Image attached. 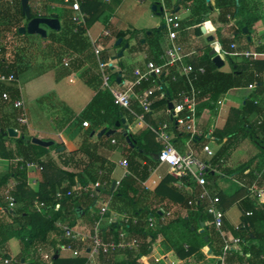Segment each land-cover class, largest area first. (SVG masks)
Here are the masks:
<instances>
[{
  "label": "trees",
  "instance_id": "16d2710c",
  "mask_svg": "<svg viewBox=\"0 0 264 264\" xmlns=\"http://www.w3.org/2000/svg\"><path fill=\"white\" fill-rule=\"evenodd\" d=\"M7 0H0V73L13 72L16 77L23 72L28 65L26 61V42L27 35L19 34L18 30L24 26L25 20L20 0H11V4H5ZM29 0V7L33 18H57L62 26L59 32L50 31L47 39L48 53L55 64H61L63 58H69L68 66L64 67L67 73L77 72L88 66V69L82 73L84 84L95 91L90 103L83 111L85 119L90 121L92 129H100L102 126L107 130L114 129L115 132L110 137L103 139L100 137L95 141L86 138L81 146L67 153L61 152L58 155L60 166L54 160L48 157V151L58 149L61 144H53L50 148L37 146L30 141L32 138L26 133L25 126L19 125L16 121L20 111L12 107V103L20 97L19 88L14 83L0 84V151L1 157L12 162L9 172L0 179V255L6 257V244L16 238L20 245V253L15 257L16 261L23 264L27 257L37 255L41 248L51 247L53 255L52 264H90L82 251L88 248L90 241H75L63 238L64 231L61 226L75 227L79 214L85 215L90 210H100L95 200L102 195L110 201L108 207L116 213L125 214L128 217L126 223H112L103 228L99 237L103 242H120L122 240H138L139 246L133 250H126L122 258L118 259L116 252L104 253L99 251L95 255L96 264H142L139 260L149 254L152 250V244L157 237L173 224L172 221L160 228L152 230L148 227L146 218L153 214L159 218L155 205L167 201L186 209L189 215H193V223L183 219L186 229L190 235L194 236V243L187 245L184 249L179 247L177 255L181 258L190 257L194 254H200V249L209 244L212 254L221 256L223 249V240L214 229L212 217L205 212V204L196 199V187L189 181V177H183L178 180L170 175H165L152 195L151 205H139L145 192L142 183L149 176V168L155 167L157 162L154 157L159 153L162 146L155 141V135L147 128L132 132L130 127L124 128L117 122H121L125 117L128 126L133 124L135 117L127 111L121 110L113 105L112 97L107 91L100 89L101 80L96 72V63L93 54V48L86 36L89 29L104 13L105 3L102 0H80L81 10L86 14L85 27L77 28L71 19V12L63 9L61 13H48L46 4L49 2H62V0H43L44 4L39 9H34ZM194 0H178V3L172 8L171 12L176 13L180 4L186 5ZM190 10L187 19L180 22V30L185 27H195V32L200 34L199 25L203 23V15L208 11V5L203 0ZM215 6L219 9V21L231 27L234 32L231 39L225 38L220 34L219 44L221 51L226 53L231 72L224 73L219 71L213 64V57L209 51L203 55L184 60L185 64H191L195 69L202 67L204 73L197 76L194 85L197 94L198 107L213 110L217 103L224 97L230 89L248 88L255 85L261 89L264 80V58L245 59L242 56H230L234 52L231 45L235 44L238 53L251 50L264 55V43L255 45L251 29L258 22L263 14H258L249 6L247 0H215ZM233 24L230 25V22ZM246 31L244 32V30ZM133 33V32H132ZM139 34V32H135ZM134 34V35H136ZM165 34V28H155L145 31L136 36V44L128 50L132 53L139 51L140 47L148 42L155 48L160 49L157 36L162 37ZM115 39H123L126 34L122 32H113ZM127 43L122 41L118 47ZM103 59L108 62L106 53L102 54ZM158 55L152 60L157 61ZM111 71V68H108ZM171 74H175L171 69ZM112 80L116 81V73L111 74ZM133 79V78H132ZM152 87L150 83H143L139 90ZM186 88L182 79L176 83L170 82V86L161 97L159 91H155V102L153 109L157 114L155 120L149 115L148 119L152 126L169 121L168 103L178 101V93ZM168 92V93H166ZM264 92V90H263ZM3 93L7 94V99H3ZM139 112V110H137ZM229 120L233 125L218 134L221 144L214 156L209 159L212 167H221L230 157L233 151L238 147L239 142L248 139L256 145L264 158V95L259 98L256 92L250 94L245 105L240 110L231 111ZM17 131V136L10 138L7 130ZM175 138L174 144L178 147L182 139L187 138V134L182 129H175L173 125ZM200 136L193 140L192 147L199 150L209 141V134L202 128ZM126 139H129L127 142ZM225 139V140H224ZM114 140L117 144L124 146V157L128 162L130 175L124 177L119 186L112 187L110 175L113 165L99 152L102 145L110 144ZM224 140V141H223ZM205 160V159H204ZM31 163L41 167V181L37 190H32L27 182L26 164ZM94 169L101 170L103 175L100 181L105 185L93 191L73 190L76 183L80 188H84L89 183L97 181V174ZM223 172L234 176L238 181L244 184V187L236 193L237 198L244 199L241 203V225L233 229L223 217V232L231 231L239 240L240 249H232L226 253L225 264H264V233L255 231L254 225L258 219L264 220V205H259L256 200L248 198L249 189L255 185L256 189L264 188V163L258 168V174L249 170L248 164H243L236 169L225 168ZM13 181L12 196L16 202V207L12 211L6 210L4 200V191ZM218 207L222 210L223 197L218 194ZM192 200V206L188 202ZM36 205L41 206V211H37ZM223 212V211H222ZM96 216H92L90 223L95 222ZM190 219V218H189ZM206 238V239H205ZM60 246L70 247L71 250L78 252L74 258L58 257ZM55 256V258H54ZM35 264V263H29ZM215 264H220L217 261Z\"/></svg>",
  "mask_w": 264,
  "mask_h": 264
},
{
  "label": "crops",
  "instance_id": "0c3cea01",
  "mask_svg": "<svg viewBox=\"0 0 264 264\" xmlns=\"http://www.w3.org/2000/svg\"><path fill=\"white\" fill-rule=\"evenodd\" d=\"M102 1L103 3H105V11L99 18V20L96 21L89 29H87L86 36L89 38L90 43L92 41L95 42V45L99 49H101L102 54L106 53V56L108 57L107 63L111 68L110 72L111 74H117V82H119L120 79L122 81H133V73L136 69L143 70L144 65L147 61L152 60L155 55L159 54V56H161L163 54L166 46L168 45L167 32L165 30V34L162 37L157 36L156 40L160 44V49L152 46L153 44H151L150 42H148L145 46L140 47L141 49H139V51L137 52L134 51L131 53L128 49L135 46V39L139 34L155 28L159 29V27L164 29L165 27L163 22V15L162 21L159 16L163 14L164 8L168 11H171L172 8L178 3V0H137V3L141 5H144L146 4V2H148L147 8H144L142 10L141 15L135 16L136 14H133L131 17L132 20L129 21L131 18H128L124 21L125 23H120V20L115 18L116 15L114 13V11L117 12L116 14L122 13L124 8V4H122L123 0ZM203 1L206 6L208 5V11L203 15L202 25H199L201 29L200 34H197L195 32V27H185V29L182 31H179V29L177 32V38H175L176 43L182 48V52L185 55L184 60L196 58L203 55L207 51H209L210 53L211 50H215V55L219 56V58L223 62L222 67L217 69L224 73H230L231 67L226 60L227 55L221 51L218 37L221 34L225 38L231 39L234 32L232 31V29H230L231 27H227L219 21V9L215 6V0ZM247 1L249 2V6H251L256 13L263 14L262 18L258 22H256L251 29V38L254 44H263L264 0ZM200 2V0H194L186 3V5L180 4L176 10V14L181 18V21L187 19L190 15V10ZM5 4H11V0L5 1ZM43 4V0H38L36 3L32 2L31 6L34 9H39L43 6ZM154 6L155 9H153ZM46 9L48 13H56V11L60 9L69 10L68 5L58 1L47 3ZM102 17L104 18V20L100 25L99 21L100 19H102ZM25 23L26 21L23 20V24ZM59 24L61 29V21H59ZM232 24L233 21L230 22V25ZM97 25H99L100 28ZM44 29L46 30L47 34L51 31L45 27ZM91 31H95L94 38H91ZM113 32H115V34L117 32H122L125 33L126 36L123 39L121 38L116 40ZM135 32H139V34H136ZM105 33H108V35H104ZM25 35H27V38L24 39V42H26L27 47L26 61L28 65L18 76V82L20 84L21 77L25 76L28 82L26 83L25 81L24 85H27L26 90H29L30 92H24L22 86L19 84L18 85L20 88L19 93L23 99L27 115L28 124L24 127L26 128V133L31 138H36L45 142L50 141L53 142V144H61V147L64 149L62 152L65 153L79 148L87 137L90 138L91 141H95L98 138L96 134L106 127L102 126L100 129L94 130L90 126H88L87 128L81 127L82 121H87L90 123V121L88 119H85V117L83 116V111L95 95L94 89L84 84L82 80V73L88 69V66H85L80 71L67 73L64 70V67L61 66V64H55L51 59L47 48L50 41H48L49 39H47V36L45 38H42L39 35ZM124 40H127V43L123 46L118 47L119 44ZM114 51L117 53L116 57L114 55H111V53ZM249 51H252V49ZM258 58L262 59L264 58V55H260L258 56ZM65 59H67L69 62V58H63L62 64ZM227 63L229 68L227 67V69H225ZM96 72L98 73L97 63ZM63 76H66L67 83L68 85H71L72 88L62 86ZM45 81H49V83H47L48 86L42 85L43 83H45ZM262 81L263 84L261 86V89H258L254 85L253 88L248 87L240 89H230L217 103L216 107L213 110L200 108V110L197 111L198 114L196 125L198 131L201 135L203 132L202 128L204 127V130H206V132L209 134V141L206 143V145H208L212 151L216 153V151L221 146V144L216 142V140H219L218 134L220 133V131L233 125V122L229 120L231 111L240 110L242 106L245 105L250 94H252L253 92H256L259 98L262 99L264 95V80ZM30 83H32L33 88H31V86L28 87ZM77 83H80L83 86H79ZM84 87H88L91 89L89 99H86L84 97L83 92H85L87 89ZM142 90L144 89L139 90L137 88L136 92H140ZM80 100H83L84 105L81 108L78 107L80 108L78 110V108H76L75 106H78L77 102H79ZM33 111L37 113L35 114L33 113ZM149 117L152 120L156 119L157 114L154 109L152 114H149ZM122 120H125V124H121L122 126H124V128L125 126H127L131 129V127H133V124H135L136 127L139 128L136 131L131 130L132 132L144 130L147 129V126H152L149 122H147L146 118L143 122L135 119L134 123L129 126L125 117ZM92 132H95L93 136H91ZM184 140L185 139L183 138L178 147L174 144L175 147L180 151H185ZM210 141H214V143L210 144ZM244 141L249 142L251 145L253 144L248 139L241 140L238 147L233 151V153L221 167H210L212 168V170L210 171L208 176V179L214 186L215 190L223 197L221 212L223 211V217L233 229H237L241 225L240 219L242 212L240 206L242 201L247 197H243L240 199L236 197L237 191L244 187V184L241 181H238L234 176L225 174L223 170L225 168L236 169L243 164H248L249 170H252L254 174H257L259 176L258 168L262 163H264V158H262L260 151L254 148L253 145L252 147L254 150L250 155L246 154L248 152L242 151ZM123 148L124 146L122 144H112L110 142V144L102 145L99 149V152L107 159L110 164L113 165V169L110 175V179L112 180V182H120L124 178V170L121 166H119V161L125 158ZM58 149L48 151V157L54 160L57 164L59 163L58 155L61 153L58 151ZM195 151L201 159H210L205 154L203 155L201 149ZM154 159L157 162L156 156L154 157ZM11 164L12 162L10 160L1 157L0 151V179L9 172L8 170L10 169ZM166 167L167 166L165 165L160 167L157 162V165L155 167L149 168V176L142 183V186L144 187L145 192L148 195H144L142 200L139 202L140 206L145 204L150 206L151 203L154 202L152 201V195L156 187L161 182L162 178L168 174V169ZM94 170L96 174L97 171H101L97 169ZM26 171L28 186L32 190H37L39 182H37V179L34 177V175L35 173H40V171L34 168ZM100 177L97 175V179ZM10 183L12 185L13 181H10ZM251 187L249 189L250 194L248 198L256 200L259 205H264V188L256 189L254 185L257 193H253L251 192ZM79 188V183H76V185L73 187V190L78 192ZM106 200L107 199L102 195H99L96 201V205L102 207L104 206ZM155 207L157 208L156 212H158L159 218L155 217L153 214H150L155 217L157 222V225L154 228L150 229L155 230L158 227L160 228L162 225H166L170 221H172L173 224L163 230V232L153 242L151 252L139 260L142 264H215L217 261H219L220 256L218 257L212 254L213 252L210 249L209 244L204 245L200 249V254L202 256L194 254L190 257L181 258L179 255H177V250L179 247H183L184 249H186L188 247L187 245L194 243L195 237L190 235V233L186 229V224L182 221L183 219H186L187 221H191V223H193L194 217L193 215H189V212L186 209H183L178 205L169 203L167 201L157 203ZM262 210H264V208ZM160 211L166 213L170 212V216L166 217L165 214ZM91 212H94V209L90 210L87 215H85L84 213L79 214L76 220L75 227L72 228L73 230H76V232L81 234L84 238L88 237L92 233V228L95 223H98V227L101 231L109 224L118 223V221L122 222L123 216H126L125 214L116 213L115 211L110 210L109 207H107V211L103 216L99 215L98 212H100V210L96 212V214H91ZM92 216H96L97 219L95 222L90 223V219ZM84 222H89L88 233L80 232L82 228L86 227L85 225H83ZM254 228L256 232L264 233V220L258 219L254 225ZM225 234L228 239L236 238L231 231H226ZM86 240L89 239L87 238ZM86 240L77 241L85 242ZM88 246H90V244ZM5 247L7 255L5 258H10L12 260L10 264H15V257H17V255L20 253V245L18 240L16 238L10 239ZM59 248L60 253L58 257H75L72 251L63 249V246H60ZM88 249L89 247L86 248L85 251H82L84 253L81 254H85L90 264H96L95 257L90 258V256H88ZM239 249L240 246L236 248V250ZM49 251H53L51 247L41 248L39 252H37L36 256L27 257L24 264H29L31 262L35 264H52L51 256H49ZM124 252L125 251H121L119 253L116 252L117 258L121 259ZM23 261L24 260H21L20 263L23 264ZM0 264H5L3 258H1V255Z\"/></svg>",
  "mask_w": 264,
  "mask_h": 264
},
{
  "label": "built area",
  "instance_id": "2783aa9c",
  "mask_svg": "<svg viewBox=\"0 0 264 264\" xmlns=\"http://www.w3.org/2000/svg\"><path fill=\"white\" fill-rule=\"evenodd\" d=\"M63 3L68 5L71 11V19L75 26V32L79 27H85V13L81 10L80 0H62ZM163 22L164 27L167 32L168 45L166 46L163 54L158 57L157 61L149 60L145 63L144 69H136L134 71L133 81H122L118 79L116 81L112 80L111 72L108 70L109 65L103 59L101 49H99L95 42H91L93 48V54L96 58L97 71L100 75L101 86L100 89L107 91L111 97L113 105L121 110L127 111L130 115L134 116L136 120L143 122L146 115L152 114L153 104L156 100L155 91L161 93V97L164 96L165 91L169 87V82L176 83L179 79H182L185 83L186 88L178 93V101H171L168 103L172 105L169 109V121L163 122L156 127L147 126V128L155 135V140L162 146L159 153L156 155V160L159 166H167L168 174L175 179H182L188 176L189 181L192 182L197 193L196 199L198 202L205 204L206 214L212 217V223L214 229L219 232L223 240L222 255L219 257L220 264H225V256L228 251L236 249L240 246L239 240L237 238L228 239L225 232L221 230L223 214L218 207L219 198L218 192L215 190L212 183L209 181L208 176L212 170V165L209 160H203L199 157L195 149L192 147L193 140L196 136H200V132L197 128V114H198V102L197 94L198 91L195 88L194 81H196L197 76L204 73L202 67L195 69L191 64H185V55L182 52V48L176 43L177 32L180 29L181 18L171 11L163 9ZM104 35H108L105 33ZM1 46L3 43L1 42ZM0 46V47H1ZM231 49L234 51L230 53V56L239 55L245 59H256L258 54L253 51H242L238 53L235 51L236 45L232 44ZM223 52V51H222ZM225 53V52H224ZM226 54V53H225ZM64 67L68 66V60L63 61ZM171 69L174 70L175 74H171ZM14 83L19 88L18 78L13 72L0 73V84H10ZM143 83H150L152 87L144 89L140 92H136L137 88H140ZM255 86V85H254ZM253 88V86H249ZM20 89V88H19ZM168 93V92H166ZM3 99H7V94L3 93ZM12 107L20 111L17 116V123L22 126H27V115L25 110V105L22 97L16 99L12 103ZM139 110V112H137ZM182 129L186 134L187 138L184 140L185 151H180L174 145L175 133L173 129ZM90 126L89 122L82 121V126L87 128ZM16 131V130H15ZM112 144L115 143L114 140L111 141ZM203 155L205 154L208 158L214 156L215 152L211 150L208 145H204L201 148ZM119 166L124 170V177L129 175L128 162L126 158L119 161ZM37 169L40 171L42 168L34 164H26V169ZM153 171V170H150ZM97 175L100 177L102 175L101 171H97ZM120 182H112L113 189L119 186ZM105 185L97 179L95 183H89L84 188H79L78 191H90L91 196H94L93 191ZM13 184L10 185L3 193L4 200L6 202V210L12 211L16 207V202L12 196ZM251 192L257 193L254 185L251 187ZM97 199L95 200V202ZM110 201V197L101 207L99 215L103 216L107 211V207ZM193 201L188 202L189 206L193 205ZM37 211H41V206L36 205ZM166 217L170 216V212H163ZM128 220L127 216H123L122 222L126 223ZM147 225L149 228H154L157 225L156 219L153 215L147 218ZM65 239L80 240L84 241L87 238L90 240L89 255L90 258L95 257L102 251L104 253L108 252H121L126 250H133L139 246L138 240H122L120 242H103L100 237V229L98 223H95L92 228V233L88 237H83L81 234L69 228L68 226H61ZM63 249L72 251L73 255L76 257L78 252L71 250L70 247L63 246ZM1 252V250H0ZM5 264H10L12 260L10 258H3ZM17 264V261H14Z\"/></svg>",
  "mask_w": 264,
  "mask_h": 264
},
{
  "label": "water",
  "instance_id": "95a60500",
  "mask_svg": "<svg viewBox=\"0 0 264 264\" xmlns=\"http://www.w3.org/2000/svg\"><path fill=\"white\" fill-rule=\"evenodd\" d=\"M238 1V0H237ZM29 0H20V5H21V11L22 14L25 18L26 24L24 26H22L18 32L21 35H39L42 38H45L47 36V32L44 29L47 28L51 31L54 32H58L60 30V24H59V20L57 18H43V17H38V18H33L31 15V10L28 4ZM153 9H155V6L153 7ZM203 31V29H202ZM246 31V29L244 30V32ZM119 42V41H118ZM215 50H211L210 51V55L214 56L212 61L213 64L217 67L220 68L223 65V62L221 61V59L219 58V56L215 55ZM169 108H172V105L169 104ZM121 124H125V120H122L121 122H117L116 127H119V125ZM127 126H125L126 128ZM115 132V130L111 129V130H107L106 128L100 130V132H98L96 134V136L99 137H110L111 135H113ZM17 131L13 130V129H8L7 130V135L11 138L16 137L17 136ZM95 134V132L91 133V136H93ZM127 142H129V139H126ZM37 146L43 147V148H48L50 146L53 145V142H45L36 138H32L30 141ZM64 149L61 147L58 149L59 152H62Z\"/></svg>",
  "mask_w": 264,
  "mask_h": 264
},
{
  "label": "rangeland",
  "instance_id": "374dc122",
  "mask_svg": "<svg viewBox=\"0 0 264 264\" xmlns=\"http://www.w3.org/2000/svg\"><path fill=\"white\" fill-rule=\"evenodd\" d=\"M38 0H32L31 1V3L33 2V3H36ZM39 1H42V0H39ZM138 1L137 0H123V3L122 4H124L123 5V11H122V13L121 14H116L117 12L116 11H114V13H115V15H116V19H118V20H120V23H125L124 21L125 20H127L128 18H131L132 17V15L133 14H136L135 16H138V15H141L142 14V10L144 9V8H147V4H148V2H146V4H144V5H141V4H138L137 3ZM63 10V9H62ZM62 10L60 9V10H58V11H56V13H61L62 12ZM115 10V9H114ZM162 15L163 14H161L160 16H159V18H161V21H162ZM104 17V16H103ZM102 17V19H100V21H99V24L101 25V23L103 22V20H104V18ZM132 20V18L129 20V21H131ZM159 22H160V20H159ZM99 28H100V26L99 25H97ZM90 35H91V38H94L95 37V31H91L90 32ZM116 52L114 51V52H112L111 53V55L113 56H115L116 57ZM227 66L225 67V69H227V67L229 68V66H228V63L226 64ZM63 78V80H62V86H65V87H67V88H72L71 87V85H68V83H67V78H66V76H63L62 77ZM25 81H26V83L28 82V80L26 79V77L25 76H22L21 77V81H20V84L19 85H21L22 86V88H23V90H24V92H30L29 90H26V88H27V85H24L25 84ZM47 83H49V81H45V83H43L42 85L43 86H48L47 85ZM79 86H83V85H81L80 83H77ZM31 86V88H33V85H32V83H30L29 84V86L28 87H30ZM84 88H87L86 89V91L85 92H83L84 93V97L86 98V99H89V97H90V93H91V89L90 88H88V87H84ZM73 93V92H72ZM81 97H82V95H81ZM85 103V102H84ZM77 105L78 106H75L76 108H78V107H82L84 104H83V100H80L79 102H77ZM80 108H78V110L80 109ZM33 113H37V112H35V111H33ZM148 119H150V118H148ZM147 119V120H148ZM149 121V120H148ZM133 127H131V130L132 131H136V130H138L139 128L138 127H136V125L135 124H133L132 125ZM140 129H141V127H140ZM107 137H103V139H106ZM98 139V138H97ZM214 143V141H210V144H213ZM253 145V147L254 148H256L258 151H259V149L254 145V144H252ZM252 145L249 143V142H246V141H244V145H243V150L242 151H244V152H248V153H246V154H248V155H250L251 154V152L253 153V147H252ZM57 164V163H56ZM59 164V165H58ZM57 165L58 166H60V163H58ZM239 164H240V162H239ZM237 165V164H236ZM34 177L37 179V182H40L41 181V179H42V177H41V173H35V175H34ZM99 210H94V212H91V214H96V212H98ZM83 225H85L86 227H84V228H82L81 230H80V232H85V233H88L89 231H88V228H89V222H84V224ZM88 225V226H87ZM53 255V251H49V256H52Z\"/></svg>",
  "mask_w": 264,
  "mask_h": 264
}]
</instances>
